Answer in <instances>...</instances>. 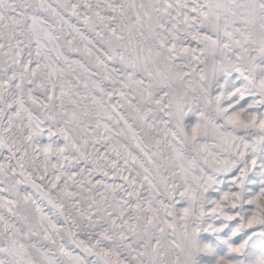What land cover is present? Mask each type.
I'll return each mask as SVG.
<instances>
[{"label":"snow or ice","instance_id":"1","mask_svg":"<svg viewBox=\"0 0 264 264\" xmlns=\"http://www.w3.org/2000/svg\"><path fill=\"white\" fill-rule=\"evenodd\" d=\"M0 264H264V0H0Z\"/></svg>","mask_w":264,"mask_h":264}]
</instances>
